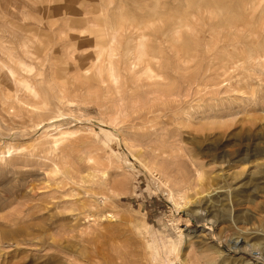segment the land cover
I'll use <instances>...</instances> for the list:
<instances>
[{"label": "rangeland", "instance_id": "rangeland-1", "mask_svg": "<svg viewBox=\"0 0 264 264\" xmlns=\"http://www.w3.org/2000/svg\"><path fill=\"white\" fill-rule=\"evenodd\" d=\"M0 264H264V0H0Z\"/></svg>", "mask_w": 264, "mask_h": 264}, {"label": "bare ground", "instance_id": "bare-ground-1", "mask_svg": "<svg viewBox=\"0 0 264 264\" xmlns=\"http://www.w3.org/2000/svg\"><path fill=\"white\" fill-rule=\"evenodd\" d=\"M199 8V7H198ZM263 13V12H262ZM188 15H189V13H188ZM248 21V20H247ZM253 22V21H252ZM257 22V21H256ZM249 24V23H248ZM242 26H244V25H242ZM231 31V30H230ZM237 32V31H236ZM117 33V32H116ZM134 33V32H133ZM29 35V34H28ZM29 37V36H28ZM115 37V36H114ZM114 37H112L111 39H110V42H113V40H114ZM138 37H139V39H138V47H137V52H135V53H128L127 55L128 56H130L129 57V59L131 60V62H130V64H129V69L130 70H132L131 72H133V70H135V68H136V64H138V63H145L146 65L145 66H143L141 69H140V72L145 76V77H147L148 79H150V80H156V79H158V78H161V77H163V74H162V72L160 71L161 69H160V62H153L152 63V61H151V59L150 58H157L156 57V55H151V53L149 54V53H147L145 50H144V40H143V36L142 35H138ZM239 37V36H238ZM29 40V39H28ZM27 42V41H26ZM111 44V43H110ZM248 46V45H247ZM222 48V47H221ZM233 48V47H232ZM250 53V52H249ZM248 55H250V54H248ZM153 56V57H152ZM147 57H149V59L147 58ZM228 57V56H227ZM255 57V56H254ZM230 59V58H229ZM235 59V58H234ZM256 59V58H255ZM232 61H234V60H232ZM237 61V60H236ZM248 61H249V59H248ZM230 62V61H229ZM235 62V61H234ZM250 62V61H249ZM235 63H237V62H235ZM245 63H246V61H245ZM26 64V63H25ZM224 64V63H223ZM231 64H233V63H231ZM21 65V64H20ZM156 66H158V67H156ZM23 67V66H22ZM28 68V67H27ZM156 68H158V69H156ZM227 69V68H226ZM30 70L32 71L33 69H32V67L30 68ZM10 71V70H9ZM31 71H29V72H31ZM222 71H225V70H222ZM14 73V72H13ZM135 73V72H134ZM133 73V74H134ZM139 73V71L137 72V74ZM140 73V74H141ZM11 74H12V71H11ZM129 74V73H128ZM14 75V74H13ZM110 76H111V78L113 79V80H116L117 79V76H116V74L113 72V71H111L110 72ZM128 76V75H127ZM127 78V77H126ZM130 78V77H129ZM146 78V79H147ZM163 79V78H162ZM127 80V79H126ZM159 80V79H158ZM148 81V80H147ZM160 81V80H159ZM13 82V81H12ZM23 85H25V89L30 93V95H32V96H34V97H38V98H40L41 97V95H40V92H39V88H37V86L36 85H34L32 82H30V81H28V80H25V82H24V84ZM22 86V85H21ZM150 86V85H149ZM152 93V92H151ZM154 93V92H153ZM157 93H159V92H157ZM160 97H161V94H160ZM45 98V97H44ZM159 98V97H158ZM159 99H162V97L161 98H159ZM41 100V99H40ZM162 101H165V100H162ZM38 102V101H37ZM40 104L42 103V106L41 107H43V105H44V107H45V103H47V102H45V101H43V102H39ZM47 105V104H46ZM36 108V107H35ZM38 109H40L39 107H37ZM42 109V108H41ZM40 117V116H39ZM42 121V120H41ZM52 121V122H51ZM49 120L46 124L44 123V127H46V126H49V124L50 123H53V122H55V121H57V120ZM37 122V121H36ZM42 123H43V121H42ZM39 126V125H38ZM41 127H42V125H41ZM43 129V128H42ZM102 131H106L111 137H113V138H115V140L116 141H118V142H120L121 141V139H122V136H121V133H120V129L118 128V127H113V128H111L110 130H108L107 131V129H105L104 127L102 128ZM45 133V132H44ZM50 136V135H49ZM62 139H64V138H60V137H54V138H46L45 139V142H43V145L42 146H48L49 147V149L52 151H54V150H57L59 147H60V144H61V142H62ZM56 167V166H55ZM86 192V191H85ZM210 198H207V201L209 200ZM196 202H198V201H196ZM198 204V203H197ZM198 213V212H197ZM207 213H209L208 211H206L205 212V215L207 214ZM208 215V214H207ZM202 219H204L205 221H208V218H202ZM204 229H206V228H204ZM209 229V228H208ZM240 243L241 244H243V245H245L244 247H248V248H251V249H254L255 248V246L256 245H253V243L252 244H249V242L248 241H245V240H241V241H233L232 242V248H234V249H236V250H238V249H240L241 247L239 246L240 245ZM248 262V261H247ZM246 262V263H247ZM175 263V262H174Z\"/></svg>", "mask_w": 264, "mask_h": 264}]
</instances>
